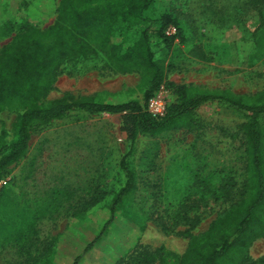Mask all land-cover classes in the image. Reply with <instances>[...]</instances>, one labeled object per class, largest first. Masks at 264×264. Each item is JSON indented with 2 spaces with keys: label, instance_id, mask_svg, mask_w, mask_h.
I'll list each match as a JSON object with an SVG mask.
<instances>
[{
  "label": "rangeland",
  "instance_id": "1",
  "mask_svg": "<svg viewBox=\"0 0 264 264\" xmlns=\"http://www.w3.org/2000/svg\"><path fill=\"white\" fill-rule=\"evenodd\" d=\"M59 2L0 0V49L15 34H1L8 21L17 28L27 22L47 28L57 18ZM165 15L177 18L182 27V37L170 44L161 35ZM143 30L154 58L173 65L163 85L169 103L176 99L172 84L231 89L239 95L264 91V5L155 0L144 20L122 24L118 32L127 47ZM143 88L139 71H116L96 56L66 63L47 99L108 91L116 94L109 101L143 102ZM122 115L72 110L33 126L26 155L0 181V264H31L46 257L55 264H123L160 249L182 256L188 238L181 233L207 230L227 207L211 204L199 213L191 211L189 216L200 219L196 224L178 218L183 211L177 204L198 177L217 183L232 175L239 190L245 177L243 115L223 103L207 102L197 108L192 128L140 135L127 158L136 186L114 205L128 178L122 167L128 151ZM16 116L14 110L0 112L4 151L11 146ZM250 255L264 257V237L251 245ZM152 264H160L159 257Z\"/></svg>",
  "mask_w": 264,
  "mask_h": 264
},
{
  "label": "trees",
  "instance_id": "2",
  "mask_svg": "<svg viewBox=\"0 0 264 264\" xmlns=\"http://www.w3.org/2000/svg\"><path fill=\"white\" fill-rule=\"evenodd\" d=\"M154 1L60 0L57 18L47 28L28 22L18 28L11 21L4 25L3 36L15 34L0 49V112L14 110L17 116L9 150L4 151L0 138V181L11 165L26 155L33 126L49 124L72 110L122 113V130L128 141L122 167L128 178L113 199L114 205L119 204L136 186L135 173L127 167V158L140 135L157 136L168 130L192 128L199 106L207 102L223 103L245 117L240 125L245 138V177L239 190L232 175L222 176L217 183L196 178L185 199L177 204L179 211H183L178 218L186 224H196L200 219L189 216L191 211L199 213L211 204L227 207L217 212L207 230L198 234L189 230L181 233L188 238L182 256L160 249L123 264H152L158 257L160 264H264V257L255 260L250 255L251 245L264 237V91L239 95L231 89L172 84L176 99L169 103L164 116H153L147 110L148 101L164 85L173 65L166 59L154 58L147 30L127 47L118 31L122 24L144 20ZM249 2L253 8L264 5V0ZM177 12L182 18L186 16ZM259 12L262 16L261 9ZM171 25L177 28V33L167 36L165 31ZM161 35L167 44L181 38L180 21L165 15ZM96 56H102L116 71H139L144 101L136 98L109 101L107 98L116 94L108 91L77 97L67 92L47 99L66 63ZM31 264L55 263L46 257Z\"/></svg>",
  "mask_w": 264,
  "mask_h": 264
},
{
  "label": "built area",
  "instance_id": "3",
  "mask_svg": "<svg viewBox=\"0 0 264 264\" xmlns=\"http://www.w3.org/2000/svg\"><path fill=\"white\" fill-rule=\"evenodd\" d=\"M165 33L169 36L175 35L177 33V28L171 25L166 29ZM164 93L165 88L162 86L148 101L147 110L155 117L164 116L167 112L169 102Z\"/></svg>",
  "mask_w": 264,
  "mask_h": 264
},
{
  "label": "crops",
  "instance_id": "4",
  "mask_svg": "<svg viewBox=\"0 0 264 264\" xmlns=\"http://www.w3.org/2000/svg\"><path fill=\"white\" fill-rule=\"evenodd\" d=\"M99 83V82H98Z\"/></svg>",
  "mask_w": 264,
  "mask_h": 264
}]
</instances>
